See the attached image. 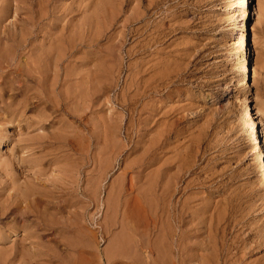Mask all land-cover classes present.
I'll return each instance as SVG.
<instances>
[{"label": "rangeland", "instance_id": "obj_1", "mask_svg": "<svg viewBox=\"0 0 264 264\" xmlns=\"http://www.w3.org/2000/svg\"><path fill=\"white\" fill-rule=\"evenodd\" d=\"M157 1L0 0V264H264V0Z\"/></svg>", "mask_w": 264, "mask_h": 264}, {"label": "bare ground", "instance_id": "obj_2", "mask_svg": "<svg viewBox=\"0 0 264 264\" xmlns=\"http://www.w3.org/2000/svg\"><path fill=\"white\" fill-rule=\"evenodd\" d=\"M134 2H135V9H136V14H135V34H136V36L137 37H143L144 35H147V39L148 40H150V39H152L153 37V34H155V33H153V32H156V31H160V30H158L159 29V27H160V24L159 23H157L156 22V19H155V16H157L156 14H157V12L155 11V10H157V8H158V5L160 4L159 3V1H157V0H134ZM244 5H246V4H244ZM252 6V5H251ZM257 8V7H256ZM255 8V9H256ZM252 9H254V7L252 8ZM253 12V11H252ZM251 12V13H252ZM165 19V18H164ZM245 20H246V18H245ZM244 26H245V22H244ZM244 28V27H243ZM157 33L158 32H156V35H157ZM153 40V39H152ZM151 40V41H152ZM154 41V40H153ZM152 43V42H151ZM160 43V42H159ZM56 58V57H55ZM69 61V60H68ZM167 63V62H166ZM30 64V63H29ZM57 66H58V64H57ZM148 66V65H147ZM146 66V67H147ZM32 67H33V65H32ZM54 67V66H53ZM52 67V68H53ZM141 73V72H140ZM143 73V72H142ZM20 75V74H19ZM51 75H53V74H51ZM56 74H54L53 76H55ZM7 76H8V74H7ZM7 76H6V81H5V78L3 77L2 79L5 81V83H6V91H10V92H12V91H17L18 92V95H24L25 97L27 96V94H28V92H26L27 90H25L26 88H24V86H20V87H15V84H14V82H11V81H9V80H7ZM57 76V75H56ZM55 76V77H56ZM30 77V76H29ZM51 78H52V76H51ZM50 78V79H51ZM11 79V78H10ZM17 79V78H16ZM33 79V78H32ZM55 79V78H54ZM152 79V78H151ZM150 79V80H151ZM37 80V79H36ZM56 80V79H55ZM55 80H52V82L50 83L49 81H47L48 82V86H47V91L49 92V91H52V89H54L55 87H56V83L57 82H55ZM137 80V79H136ZM142 80V79H141ZM18 81V80H17ZM42 81V80H41ZM83 82H84V79H83ZM147 83V82H146ZM148 84H149V82H148ZM26 87V86H25ZM162 87V86H161ZM150 88V87H149ZM148 90V89H147ZM150 91V90H149ZM142 92V91H141ZM30 93V92H29ZM137 94V93H136ZM50 98V97H49ZM51 100H53V99H51ZM54 101V100H53ZM11 105L12 104H8V103H6V114L7 113H16V111H18V110H16V109H14L12 112H9V110L12 108L11 107ZM56 107V106H55ZM11 111V110H10ZM13 113V114H14ZM253 113V112H252ZM16 115V114H15ZM6 117V116H5ZM250 117H251V115H250ZM254 119V118H253ZM154 123V122H153ZM27 141V140H26ZM34 140H31L30 139V141H28V142H30L31 143V145H35L34 144V142H33ZM23 143H24V141H23ZM25 144H26V142H25ZM152 144V143H151ZM23 145V144H22ZM27 146H29L30 147V145H27ZM17 157V155L15 154L14 155V158H16ZM19 157V156H18ZM21 158V157H20ZM17 159H19V158H17ZM259 159L260 160H262V154H260V156H259ZM12 160H14V159H12ZM17 162H18V160H16ZM21 162V161H20ZM264 163V162H263ZM20 164V163H19ZM29 168H34V167H29ZM263 168V167H262ZM27 169V168H26ZM23 170V169H22ZM25 170V169H24ZM32 170L34 171V173L32 172ZM32 170H30L29 169V171H31L33 174H32V178L34 179V180H36V181H38L37 179H38V175H39V171H35L34 169H32ZM28 171V170H27ZM29 171H28V173H29ZM25 173H26V171H24ZM25 173H22V174H25ZM26 176H28V175H26ZM28 177H30V175L28 176ZM156 181V180H155ZM162 181V180H161ZM262 181V180H261ZM157 183V182H156ZM157 186V185H156ZM157 188V187H156ZM156 188H155V186L153 187V189H155V191H156ZM14 189V188H13ZM166 190V189H165ZM2 191H6L4 188H2ZM14 191L16 192V190L14 189ZM155 191H153V195H154V192ZM159 191H160V189H159ZM164 193H165V191H164ZM20 195V194H19ZM156 195H158V193L156 194ZM171 195V194H170ZM158 197V196H157ZM157 197H154V198H157ZM160 197V196H159ZM163 197H164V195H163ZM153 198V199H154ZM4 199V198H3ZM160 198H158V200H159ZM162 199V198H161ZM21 200V199H20ZM19 200V201H20ZM154 200H156V199H154ZM3 201V200H2ZM153 203H154V201L153 200H151ZM170 201V200H169ZM1 202V201H0ZM17 202V201H16ZM160 202V201H159ZM22 203V202H21ZM156 203V202H155ZM152 204V203H151ZM157 205V204H156ZM156 205H154L153 204V206H156ZM23 206V205H22ZM176 207V206H175ZM172 208V207H171ZM174 208V207H173ZM156 209V208H155ZM162 209H163V206H162ZM165 209V208H164ZM25 209H23L22 207H20L19 205H16V207L15 208H13L12 207V204L11 203H8L7 201H4V202H1L0 203V215L1 216H7V215H11V214H13V215H15V216H17V215H23V211H24ZM160 210H161V208H160ZM161 212V211H160ZM163 212H164V210H163ZM166 212V211H165ZM168 214H169V212H168ZM20 215H19V217H20ZM167 215V214H166ZM177 215V214H176ZM26 217V216H25ZM70 217V216H69ZM170 217V216H169ZM161 218V217H160ZM177 218H179V216L177 217ZM21 219H22V217H21ZM174 219V218H173ZM176 219V218H175ZM13 220V219H12ZM164 220V219H163ZM180 221V220H179ZM154 223V222H153ZM187 244V243H186ZM24 249V248H23ZM196 258V257H195ZM186 263V262H185Z\"/></svg>", "mask_w": 264, "mask_h": 264}]
</instances>
